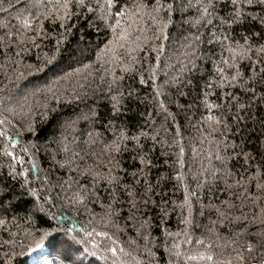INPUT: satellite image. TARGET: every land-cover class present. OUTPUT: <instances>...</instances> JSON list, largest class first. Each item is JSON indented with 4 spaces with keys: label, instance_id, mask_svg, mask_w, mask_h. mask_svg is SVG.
I'll use <instances>...</instances> for the list:
<instances>
[{
    "label": "trees",
    "instance_id": "obj_1",
    "mask_svg": "<svg viewBox=\"0 0 264 264\" xmlns=\"http://www.w3.org/2000/svg\"><path fill=\"white\" fill-rule=\"evenodd\" d=\"M8 2L9 0H3L4 6ZM11 2L15 4L16 0ZM23 2L21 0V5H17V11ZM89 2L96 11H84L81 19L74 17L69 21V25H75L71 32H64L56 24L46 22V31L51 34L49 39L38 40L41 45L39 48L32 47L27 53H22L18 69L6 58L5 50L0 49V119L8 121L0 124V130L5 131L8 137H16L19 144L13 148L5 137H0V189L5 193L4 205L9 208L7 213L0 211V218L15 220L20 225L19 232L11 223L0 227V264H26L30 253L27 245L31 246V251L34 250V241H39L40 245L48 248L54 264H61V261L63 264H105L82 254L83 245L71 241L65 243L67 238L63 229H73L72 235L79 238L83 235L80 231L82 227L90 230V227L95 226H89L91 216L84 212L83 207L77 211L75 207L69 206L67 200L72 195V190L68 189V185L72 182V189L75 188V182L90 185L91 176L81 174L84 169L95 170L99 167L101 171L105 170L107 156L104 146L117 139L120 132L129 136L138 135L141 131L148 133V138L142 137L141 143L151 160V165L145 168L146 175L140 177L138 183L131 175H127L140 167L139 161L133 159L135 153L129 150L115 154L122 169L119 172L122 183L133 185L139 207V212H135L127 203L126 194H118L119 203L115 206L120 213L117 222L122 231L116 233V236L118 246L128 253L121 257L126 264H148L149 258L144 251L145 241L136 231L141 214L150 223L152 243L149 246L155 253V264H167L169 255L165 251V244L170 246L173 242L180 243V250L183 252L192 249L191 254H195V250L199 248L194 244H184L182 236L167 235L185 230V224L181 223L184 217L193 221L187 228L194 237L206 234L207 228L213 226L212 221H217L215 227L227 236L230 235V230L236 229L228 221L223 224L218 221L216 208L225 211L223 202L229 201L236 205L232 209V215H239L243 211L251 217L259 211L251 204L241 207L243 197L237 200L236 196L241 195L242 189L235 185V181L241 176L254 174L256 166L261 163L264 149L260 148V141L264 137L261 135L259 121L264 118V106L258 105L251 110L255 119L242 121L240 133H227L226 142L230 146L225 150L224 144L218 143L224 137L219 132L213 133L206 123L209 115H219V111L212 109L210 112L203 100L205 92H208V101L220 104L222 100L217 97L222 96L225 91L246 100L239 88L227 85L223 89L205 87L206 83L213 82L216 77V67L221 56H229L227 51H222L221 44L215 37L226 35L232 41L242 43V35L259 32L262 26L258 22L245 21L242 25L221 27L218 19H213L211 25L206 20L197 22L201 12L195 7L196 0H161V3L173 4V11L170 13L172 22L164 33L167 38L157 32L158 25L145 15L128 29L127 40L110 45L115 48V57H118L115 59L112 52L101 51L105 44L115 39L113 30L108 25L115 24V20L120 19L121 25L126 27L131 21L119 17L101 19L102 10L97 4H102L103 0ZM140 2L148 4L150 8L155 0H114L112 11ZM189 3L193 6L187 7ZM230 8V0H219L216 13L218 16L227 15ZM168 15L166 9L160 13L164 19ZM254 15L264 13L256 9ZM15 16L16 12L11 10L8 14L0 13V24L7 23L14 31L19 26ZM89 19L91 26L87 23ZM4 31L6 29L0 27V35ZM120 31V28L116 29V36ZM58 32H64L67 39L63 42L54 65L47 66L42 72H36L34 68L28 69V64L34 67L40 64L38 56L43 58L45 53L52 55ZM120 43L124 47H120ZM9 55L15 57V49ZM84 64L90 67L82 70L71 81L60 85L57 93L59 99H53L50 93L45 92L32 95L37 89H43L54 75ZM125 64H130L132 71H121ZM239 66L242 72L247 73V61H241ZM17 72H23L25 78L16 80ZM114 76L122 79H117L112 84L110 82ZM141 76L146 83H140ZM157 90L160 92L159 96ZM257 91H260L259 85ZM117 94H120L121 99L120 110L114 113L111 98ZM45 96L48 97L47 109L42 107ZM161 102L167 112L160 107ZM9 108L14 111L9 112ZM29 121L37 130L35 136L22 127ZM230 127L234 133L236 125L230 124ZM152 136L156 137L155 141L151 139ZM29 142L35 143L36 148H30L28 153L22 152L21 147H30ZM233 144L236 145L235 149L231 147ZM132 147L128 143V148ZM181 147L184 149L182 156L179 151ZM5 148L13 152L14 156L22 157V161L7 156ZM245 152L250 153L254 159L245 162ZM217 156L223 158V164L216 159ZM178 159L183 161V167L177 163ZM9 164L17 173L23 174L17 180L9 176ZM225 166L232 173L230 178L225 174ZM24 180H27V185L21 189L19 182ZM145 184L154 186V192L149 195L155 203L150 202L147 206L139 203L144 196ZM228 184L233 187L228 189ZM28 188L33 189L35 195H29ZM99 190L107 194L103 186ZM252 194H258L254 184L249 195ZM185 196L188 197L190 207L184 205ZM243 203L247 204V201ZM37 206L43 207L44 211H36ZM89 207L96 212L100 211L98 204H90ZM162 208L167 215L162 213ZM32 213L34 215L30 224L25 223ZM133 215L135 219H129ZM33 227L41 235L45 232L49 235L44 240H39L34 232L32 238H25L27 234L24 229L31 231ZM260 227L257 222L249 231L254 232ZM109 231L115 232V229ZM10 233H17L15 239L20 242L14 253L10 251L12 245L4 244L13 239ZM21 244L25 246L22 247ZM5 252L9 253L11 259L4 255ZM107 264L111 262L108 261ZM178 264L202 262L180 258Z\"/></svg>",
    "mask_w": 264,
    "mask_h": 264
},
{
    "label": "snow or ice",
    "instance_id": "obj_2",
    "mask_svg": "<svg viewBox=\"0 0 264 264\" xmlns=\"http://www.w3.org/2000/svg\"><path fill=\"white\" fill-rule=\"evenodd\" d=\"M219 0H196L195 7L201 12V15L197 18V22L207 21L209 25L212 24L213 19H218L220 26L223 27L227 25L232 27L234 25H242L245 21L258 22L262 26V30L255 33H249L248 35H242L241 40L232 41L228 36L223 35L220 37H215L219 40L221 44L222 51H227L229 56L224 58L221 56L220 61L217 63L216 67V77L213 82L206 83V89H212L213 87L223 89L226 85L231 88H239L242 93L246 96V100H242V97L236 95L232 92H223L222 96L217 98L222 100V103H210L208 101V92H205L203 103L210 112L212 109H217L219 115H209L206 118V123L212 129L213 133L219 132L221 136L224 137L223 141H218V143H223L225 150L230 146L227 141V133H232L236 135L242 131L241 122L245 120H254V115L252 109L258 105L264 106V42H259L256 38L264 40V15H254L256 9H259L260 13H264V0H230L231 8L227 15L218 16L216 13L217 4ZM17 5H21V0H16V3H12L11 0L4 6L3 0H0V13L8 14L11 11L16 12L15 19L19 22V26L15 27L13 31L7 23L0 24V27L6 29L3 35H0V49L5 50V56L12 63L16 65L18 69L22 60V53H27L30 48H39L41 45L37 41L47 40L50 37V33L46 31V22L56 24L59 28L64 29V32H71V29L75 27L74 24L69 25V21H72L75 17L77 20L81 19V13L86 11L88 13H93L96 9L93 7L89 0H24L22 6L17 11ZM193 5L189 3L187 7H192ZM227 6V5H225ZM97 7L102 10L101 19L108 20L110 18L119 17L121 19H126L131 21L126 27L121 25L120 19L115 20V24H109L108 27L112 28L114 40L109 41L105 44L102 52H112L115 57V48L110 47L112 44H116L119 41L127 40L129 36V31L132 24L136 23L137 20H142L146 15L150 17L152 22L157 27V32L166 39L165 29L168 24L172 22L170 13L173 11L172 3H161V0H155V3L149 5L143 2L133 3L131 6L125 5L120 7L118 11L113 12L114 0H103L102 4H97ZM35 9V11H33ZM169 13L167 19L160 16V13L164 10ZM89 26H91V20H87ZM120 28L121 31L118 36H116V29ZM64 32H58L56 38V46L52 50V55L44 54V57H37L40 64L33 66L28 64L26 67L28 69H33L36 72H42L49 65H54L57 61L58 56L61 53V46L63 42L67 39ZM120 47H124L123 43L119 44ZM15 49V57L9 54ZM155 50V49H154ZM255 57V59H253ZM99 59V56H98ZM133 63L135 62L134 58ZM241 61L248 62L247 73L242 72L239 66ZM219 65H225L226 67H221ZM90 67L88 64H84L81 67L72 69L71 71H63L62 74L54 75L53 79L43 88L37 89L32 93L35 96L38 92L50 93L53 99H59L57 93L60 90V85L71 81L75 76H78L82 70H86ZM106 71H110L106 69ZM121 71L130 72L132 71L130 64H125L122 66ZM25 75L23 72L16 73V80L24 79ZM103 79V77H101ZM117 79H122V77H113L112 84L115 83ZM11 83L12 81L9 80ZM140 83H146L143 76H141ZM257 85L260 86V91H257ZM15 86V85H14ZM160 95L159 90H157V96ZM112 111L114 113L119 112V105L121 103L120 94L112 96ZM43 108L48 107V97H44ZM160 107L167 112L164 104L161 102ZM9 112L14 110L9 108ZM169 115H172L169 113ZM264 116V113H262ZM8 122L6 119H0V124ZM261 125V135L264 137V118L260 119ZM230 124L236 125V131L233 133ZM26 131L35 136L37 130L33 123L29 121L26 125H22ZM19 135V134H17ZM91 136V134H89ZM179 135V132H177ZM0 137H5L7 142L11 147L15 148L19 146L16 137H8L6 132L0 130ZM148 138V133L141 131L138 135H126L124 132H120L117 139L105 144V151L107 156V163L104 165L105 170L101 171L99 167L95 170L84 169L81 174H87L91 176V184H82L75 182V188L72 189V182L69 183L68 189L72 190V195L68 198L67 202L69 206L75 207L79 211L80 207H83L84 212L91 216L88 221L89 226L95 225L89 228L82 227L80 231L83 233L82 236L77 238V236L72 235L73 229L67 228L63 229L66 242L71 241L77 245H83L82 254H86L94 257L97 261H103L107 264L108 261L111 264H126V262L121 258L122 256L128 255L123 247L118 246V238L116 233L122 231L120 224L117 222V218L120 213L116 208V204L119 203L118 194H126L127 203L130 205L131 209L135 212H139V207L137 200L135 199V192L133 190V185L122 183V178L119 172L122 171L120 166V161L117 159L115 154H119L123 151H132L135 153L133 156L134 160L139 161L140 167L137 168L135 172L129 173L133 180L139 183V178L146 175L145 168L151 165V160L148 159L147 153L144 152V145L141 143V138ZM153 141L156 140L155 136H152ZM93 142H95L93 140ZM131 143L133 147L128 148V143ZM30 147H21V151L28 153L30 148H36L35 143L29 142ZM235 149L236 145H231ZM260 148L264 149V139L260 141ZM65 150H67L65 146ZM180 155H183L184 149L181 147L179 149ZM5 154L13 159H19L22 161V157L14 156L13 152H10L5 148ZM239 155V154H236ZM245 162L252 159L250 153H243ZM216 159L221 160L224 163L223 158L217 156ZM177 163L183 167V161L178 159ZM64 165H61L63 167ZM9 176L13 180H17L18 176L23 175L22 173H17L16 169L9 164ZM264 152L261 153V163L256 166V171L254 174L247 177L241 176L239 180L235 181V185L242 189L241 195L236 196L237 200L247 201V204H241V207H247L251 204L253 207L259 209L258 212L253 213L249 217L243 211L239 215H232V209L236 205L232 202H223L226 206L225 211H221L220 208H216L218 215V221L223 224L224 221H228L236 230H230V235H223L215 227L217 221H212V227L207 228L206 234H202L200 237H194L188 230L187 226L191 225L193 221L189 217H184L181 223L185 224L186 228L183 232L177 233H167L168 236H175L183 238L184 244L197 245L199 248L195 250V254H191L192 249H186L183 252L181 249V244L173 242L170 246L164 245L165 251L169 255L167 264H178L180 258L188 261L199 260L202 264H264ZM218 171V170H217ZM225 174L227 177H231L232 173L227 170L225 166ZM215 175V172H213ZM177 178H180V174H177ZM160 179H163L161 177ZM19 182V181H18ZM254 184L256 192L258 194H252L251 187ZM27 185V180L19 182L21 189H24ZM103 186L106 190L105 193L100 192V187ZM63 187V185H61ZM232 184H228L227 188L231 189ZM29 195H35V191L31 188L27 189ZM154 192V186L150 184H145L144 196L140 199L139 203L147 206L150 202L155 203L151 199L150 193ZM4 191L0 189V211L7 213L9 211L8 207L4 205ZM23 195V193H21ZM166 203V202H164ZM99 205L100 211L96 212L94 209L90 208L89 205ZM184 205L190 207L188 197L185 196ZM182 205V207L184 206ZM36 211L43 212V207L37 206ZM162 213L167 215V212L162 208ZM32 215L28 216V220L25 223H29L32 219ZM141 219L138 221V227L136 231L138 235L142 237L145 241L144 251L148 255V264H155V253L153 248L149 245L152 243L150 235V223L147 219L143 218L141 214ZM129 219H135V216H130ZM261 225L256 231H249L250 227L256 223ZM13 224L17 228V232L20 230V225L15 223V220H8L6 218H0V227H5L8 224ZM199 227V225H195ZM110 229H115V232H110ZM26 232L25 238H32L33 233L39 237V240H44L45 236L49 235L45 232L43 235L39 231L35 230L33 227L31 231L25 228ZM13 237L10 241H5V245H12L10 251L15 252V247L20 243L15 239L17 233H10ZM250 237V238H249ZM36 247H40L39 241H34ZM135 243V241H132ZM24 247L25 245H22ZM29 251H31V246L27 245ZM8 259L11 256L8 252L4 254ZM175 257L176 259H173ZM70 258V257H66ZM6 264V262H5ZM43 264H50V262L45 258ZM63 264V261H61ZM75 264V262H73Z\"/></svg>",
    "mask_w": 264,
    "mask_h": 264
},
{
    "label": "rangeland",
    "instance_id": "obj_3",
    "mask_svg": "<svg viewBox=\"0 0 264 264\" xmlns=\"http://www.w3.org/2000/svg\"><path fill=\"white\" fill-rule=\"evenodd\" d=\"M42 248L46 249V253L40 252ZM49 254L50 251L44 245H41L39 248L36 247L34 250L30 251L26 264H43L45 258L50 262V264H54Z\"/></svg>",
    "mask_w": 264,
    "mask_h": 264
},
{
    "label": "bare ground",
    "instance_id": "obj_4",
    "mask_svg": "<svg viewBox=\"0 0 264 264\" xmlns=\"http://www.w3.org/2000/svg\"><path fill=\"white\" fill-rule=\"evenodd\" d=\"M40 252L42 253V252H45L46 253V249L45 248H42L41 250H40Z\"/></svg>",
    "mask_w": 264,
    "mask_h": 264
}]
</instances>
